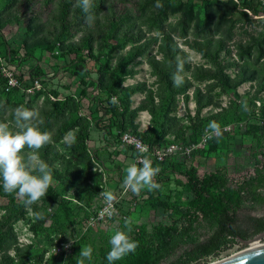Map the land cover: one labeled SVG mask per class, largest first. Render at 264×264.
<instances>
[{
	"label": "trees",
	"instance_id": "1",
	"mask_svg": "<svg viewBox=\"0 0 264 264\" xmlns=\"http://www.w3.org/2000/svg\"><path fill=\"white\" fill-rule=\"evenodd\" d=\"M159 3L157 7V0H91L90 11L96 18L89 24L86 21L88 14L77 0H0V58L9 54L18 58L24 51L27 61L35 59L39 62L31 72L37 77L46 73L41 64L49 66L50 56L67 61L76 54V59L67 65L73 74L80 76L88 65L97 74V86L105 109L104 119H96L98 126L111 134L132 129L151 149L188 143L183 120L174 116L180 97L185 105L190 99L195 103V115L187 113L193 143L200 142L211 121H216L218 128L227 125L237 128L244 121L245 111L234 104L220 108L215 92L219 90L222 94L237 96L238 88L246 82L254 83V95L264 92V73L261 74L264 71V33H245V37L233 42L234 49L229 45L237 24L233 16L239 14L243 20H250V14L242 9L257 15L263 0L240 3L234 0H159ZM173 15H177L176 21L168 23ZM199 15H202L201 20ZM23 21H26L24 38L11 47L1 31L7 25H20ZM223 21L227 22L226 29ZM182 45L199 54L204 63H190ZM125 47H128L126 53L114 57ZM232 50L236 52L237 60L226 61ZM143 57H147L145 62L155 80L151 85L140 82L124 87L127 78L137 74L134 62L139 58L142 61ZM113 59L115 64L112 66ZM178 62L179 74L183 77L180 86L172 79L178 71ZM255 66H259L260 71ZM231 68H235L233 76L227 73ZM80 77L86 87L94 85ZM24 84V87L6 91L7 80L0 66V122L18 130L14 119L17 106L23 105L38 113L36 122L42 131L51 135L52 142L40 149L39 154L49 164L53 182L45 196L30 206L25 205V196L5 192L0 185V198L7 201L2 207L4 213L0 215V264H27L32 260L20 261L32 247H20L15 232L17 223L26 220L30 211L36 216V222L30 227L32 232H46L50 245L54 241L52 233L63 237L71 231L77 234L67 264H79L73 258L74 254L85 242L86 235L100 228L82 230L101 192V176L90 171L91 123L79 115L81 101L73 96L52 101L50 94L59 95L52 89L37 92L26 102L24 88L29 84L27 81ZM139 93L145 97L132 108V97ZM81 95H86V90L81 91ZM41 96L44 100L38 105ZM113 96L117 97L119 105L111 102ZM208 107L213 110L203 114ZM214 109L221 110L214 112ZM142 111H148L152 117L150 127L144 133L138 132L135 124ZM70 132L73 141L63 143ZM228 136L213 138L204 149L195 153L207 154L210 147L212 151L216 150ZM60 143L65 146V152L59 148ZM129 150L115 151V155L128 158ZM29 151L26 148L25 154ZM255 159V174L241 182L229 178L222 170L200 177L199 168L193 163H181L176 157L167 160L156 180L161 187L138 205L137 213L163 209L172 223L149 227L131 218L120 219V225L127 227V231L130 227L129 235L139 244L135 252L115 264H206L219 255L229 240L241 242L240 238L247 237L249 231L242 227L244 214L248 221L257 224L250 236L262 232V219L249 215V212L264 208V161L258 155ZM116 166L121 167L122 163L118 162ZM177 175L184 178L178 179ZM172 180L174 189L170 190ZM184 193L187 199H183ZM50 206H56V209L50 225L45 227ZM75 208L82 210L81 218L75 216ZM110 248V244L102 247L101 264H108L106 257ZM43 256L35 259L36 264L41 263Z\"/></svg>",
	"mask_w": 264,
	"mask_h": 264
},
{
	"label": "built area",
	"instance_id": "2",
	"mask_svg": "<svg viewBox=\"0 0 264 264\" xmlns=\"http://www.w3.org/2000/svg\"><path fill=\"white\" fill-rule=\"evenodd\" d=\"M219 1L226 2L228 0ZM234 1L240 3L243 0ZM242 10L250 15L252 14L248 9ZM55 54L58 55L59 52L55 51ZM84 54L86 55L87 51H85ZM234 58L237 60L235 54ZM75 59L76 54H72L68 57L67 61L62 59L59 60L50 56L49 66L45 63L41 64V66L46 69V73L37 77L32 76L31 72L33 68L39 65V62L35 59L27 61L24 51L20 52L18 58H14L11 54L0 58V66L1 73L7 80L6 91L24 87V81L28 82L29 87L24 88L26 102H29L35 93L49 89L59 93L58 96L53 94L49 95L52 101L64 99L66 96H73L81 101L79 115L85 117L91 123L88 149L92 161L90 171L101 176V192L95 199L91 215L86 218L82 226L83 232H86L90 228L102 225L103 223L111 221L112 223H120V219H130L132 214L137 213L138 205L142 203L143 200L149 198L152 191L156 190L146 186L139 194H137L131 191V189H126L123 186V180L127 174L125 170L131 163L140 164L142 163L143 158H147L152 162L153 166L160 167L159 173H161L163 165L167 160L176 157L179 162L181 158L188 161L197 150L204 149L210 140L224 135H230L234 130L233 125L218 128V131L206 128L202 139L196 144L191 142L172 143L167 147L154 149H151L149 145L143 143L132 129H128L123 133L114 131V134H111L107 129H101L96 120L97 117L102 119L105 117V109L101 102L103 99L97 86V74L91 71L89 65L86 66L85 71L80 76L84 77L87 81L94 83V85L86 87L81 82V77L73 74L68 69L67 65H70ZM144 63L147 64L146 62ZM148 73L147 78L151 77L154 81L155 78L151 75L150 70ZM138 74L139 72L134 77L127 78L123 86L127 87L140 82L148 83L147 79L137 81ZM133 80L134 82L131 83ZM153 81H151V83H153ZM148 85H150V83ZM83 90H86V95L84 96L81 95V91ZM192 93H190V95H192ZM136 95L140 96L137 101L134 99ZM136 95L132 97V108H136L145 97L144 94L141 93ZM43 100L44 96H41L38 100V105H41ZM117 104L119 105L118 99ZM193 109H195V103ZM212 110L213 107H208L204 109L202 113L206 114ZM220 110L221 109H214V112ZM194 115L195 113H193V116ZM151 118L152 117L148 111H142L139 113L135 120V124L138 125V132L144 133L148 130L151 124ZM242 125L243 124L240 123V126ZM118 134L120 135L119 138L116 137ZM125 148L130 149L128 152V158L115 155V151H122ZM259 158L261 161H264L262 157ZM118 162L122 163L121 167L116 166V163ZM157 176L155 177V180H157ZM199 176L203 177L204 174H199ZM102 192H111L114 197L113 200L109 202L103 195H101ZM49 211L51 210L49 209ZM68 235H70V237L65 239L61 235H52L54 244L49 249L50 251H48L49 256L54 255L62 257L70 256L73 253L74 244L77 241V234L71 231L68 232Z\"/></svg>",
	"mask_w": 264,
	"mask_h": 264
},
{
	"label": "rangeland",
	"instance_id": "3",
	"mask_svg": "<svg viewBox=\"0 0 264 264\" xmlns=\"http://www.w3.org/2000/svg\"><path fill=\"white\" fill-rule=\"evenodd\" d=\"M258 9L259 13L257 15H255L251 11L252 14L250 15V20H243V18L239 14H235L233 16V19L237 21V24L232 31V42L229 43L231 49H234L232 47L233 42L245 37V33H264V0L263 4L258 6ZM196 12H198V9L196 10ZM176 19L177 15H173L169 18L168 23H174ZM201 19L202 15H199V20ZM222 25H224V29H226L227 22L223 21ZM25 29L26 21H23L20 25L5 26L1 33L4 35L7 43L11 47H14L23 40ZM77 38H75L74 40H76ZM180 47L188 54L190 63L194 65L204 63V60L200 57L199 54L193 52L186 46L182 45ZM127 51L128 47H125L124 49L119 50V52L115 53L114 57L118 53L124 54ZM232 51L233 53L231 54V56L226 58V61L235 60L234 54H236V52L234 50ZM222 56H224V53L222 54ZM146 58L147 57H143L141 58L142 61L137 59L134 62L136 65L137 73L139 72L136 80L138 81L147 79V84L150 83L151 85V81L153 80L151 79V77L147 78L150 67L144 63ZM114 64L115 59H113L112 61V66ZM255 69L260 71L259 66H255ZM227 73L233 76L235 74V68L228 69ZM263 73L264 71L261 72V74ZM132 82H134V80L131 81V83ZM253 84L254 83L250 82L242 84L237 90V96L233 93L222 94L219 90L215 92L216 102L219 103L220 108H229L234 104L235 106H239L245 111V116L242 123L243 125L237 126V128L235 125H233L234 130L228 136L226 142L223 144H219L216 150L212 151L210 147V149H208V152L206 151L207 154H200L197 152L193 154L191 159H188L190 164L193 163L199 168L200 175L211 173L216 170H222L229 178L241 182L255 174V169L257 166L255 156L258 155V157H262L264 159V92L258 94L257 96L254 95ZM192 91L193 90H191L190 93H192ZM139 97V95H136L134 99L137 101ZM178 103V110L174 116L183 120L182 125L185 127V132L187 133L186 142L193 143L194 140L191 137L192 131L190 129L189 121L187 120V113H190L191 116L193 115V113H195V109H193L194 103L192 99H190L188 105H185L181 97L179 98ZM169 137L170 139H173V136ZM72 141L73 136L72 132H70L65 136L62 142L64 143ZM61 143L59 145V148L62 152H65L66 148ZM180 162L184 164L186 163V161L182 158L180 159ZM177 178L183 179L184 177L181 175H177ZM169 183L171 185L169 186L170 190L174 189V181L172 180ZM187 197V194L184 193L183 199H187ZM6 203L7 201L5 199L0 198V215L4 213L2 207H4ZM55 209L56 206H50L51 211H48L45 227H48L50 225L51 216L54 214ZM74 210L75 216L77 218H81L83 215L82 210H76V208ZM26 217V220H21L17 223V225L15 226V232L17 234L20 247L31 246L32 248L29 250V253L27 255L20 259V261L23 262L27 261V259H32L27 262V264H36L35 259L43 254V260L39 264H67L69 256H49L48 251H50L49 249L54 244V241L50 245V241L47 237L48 234L46 232L40 231L38 234H34L32 232L30 227L32 223L36 222L35 214L30 211ZM131 218L135 221H139L140 223L144 222L148 224L149 227L158 223H172V220L166 215L163 209H158L156 211L145 210L142 211L141 215L138 213L132 214ZM107 223L99 225L100 228L94 229L91 233L86 235L85 242L80 246L79 251L76 252L73 257L77 263H79L78 255L82 251L83 245H91L94 249L93 257L90 261H86V264H101L100 251L102 247L110 244V236L114 234L116 230L127 231V227L121 226L119 222ZM52 235L54 234L52 233ZM69 237L70 235L67 234L63 238L65 239ZM249 247L250 245H245L241 242L229 240V242L221 250L219 255L217 257L209 259L208 263L206 264H211L227 259L239 252L244 251L245 249H248Z\"/></svg>",
	"mask_w": 264,
	"mask_h": 264
},
{
	"label": "clouds",
	"instance_id": "4",
	"mask_svg": "<svg viewBox=\"0 0 264 264\" xmlns=\"http://www.w3.org/2000/svg\"><path fill=\"white\" fill-rule=\"evenodd\" d=\"M79 6L87 13L86 21L92 24L95 21V14L90 11L91 0H77ZM160 6L157 0V7ZM178 71L173 75V83L180 86L183 77ZM113 104L117 103V97L111 99ZM15 126L18 130L10 129L6 122H0V185L8 193L17 192L25 196L26 206L39 201L45 196L49 186L53 182V174L49 164L41 159L39 150L51 143V135L47 131H42L36 122L38 113L34 109H29L23 105L14 109ZM210 129L218 131L216 121H211L208 125ZM31 151L25 154V149ZM126 176L123 186L139 194L144 187L158 189L161 185L155 180L160 172L159 166H153L152 162L143 158L142 163H131L126 168ZM101 195L109 202L113 200L111 192H102ZM128 231L116 230L110 236L111 248L107 252L108 264H115L117 260L136 251L139 242L129 235ZM94 249L91 245H83L79 253V264H86L93 257Z\"/></svg>",
	"mask_w": 264,
	"mask_h": 264
},
{
	"label": "water",
	"instance_id": "5",
	"mask_svg": "<svg viewBox=\"0 0 264 264\" xmlns=\"http://www.w3.org/2000/svg\"><path fill=\"white\" fill-rule=\"evenodd\" d=\"M263 237V235L261 236ZM261 237H255L252 240L245 241L240 238V241L245 245H251L260 240ZM216 264H264V244L261 247L251 249L239 255H233L230 259Z\"/></svg>",
	"mask_w": 264,
	"mask_h": 264
},
{
	"label": "flooded vegetation",
	"instance_id": "6",
	"mask_svg": "<svg viewBox=\"0 0 264 264\" xmlns=\"http://www.w3.org/2000/svg\"><path fill=\"white\" fill-rule=\"evenodd\" d=\"M249 215H250V217L262 219L261 221L264 223V208L261 209V210L249 212ZM243 218L245 220L243 221V226L242 227H243V229L248 230L249 233L247 234L246 238H242V239L245 240V241H249V240L254 239L255 237H258V236L261 237L263 235V237L260 238L258 243H264V230L262 232L256 234V235H254V236H250V235H252V232L255 229L257 224L255 222L251 223V221H248L246 214L243 215Z\"/></svg>",
	"mask_w": 264,
	"mask_h": 264
},
{
	"label": "bare ground",
	"instance_id": "7",
	"mask_svg": "<svg viewBox=\"0 0 264 264\" xmlns=\"http://www.w3.org/2000/svg\"><path fill=\"white\" fill-rule=\"evenodd\" d=\"M261 246H262L261 243H258V242H256V243H252L248 249H245L244 251L239 252V253H237L236 255H239V254H241V253H244V252H246V251H249V250H251V249L258 248V247H261ZM232 257H233V256H232ZM227 259H228V258H227ZM227 259H224V260H221V261H217V262H214V263H211V264L220 263V262H223V261H225V260H227ZM229 259H230V257H229Z\"/></svg>",
	"mask_w": 264,
	"mask_h": 264
}]
</instances>
